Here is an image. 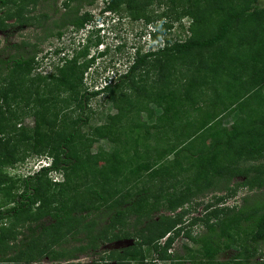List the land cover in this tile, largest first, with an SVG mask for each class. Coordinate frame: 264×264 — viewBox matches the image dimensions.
Masks as SVG:
<instances>
[{
    "label": "trees",
    "instance_id": "16d2710c",
    "mask_svg": "<svg viewBox=\"0 0 264 264\" xmlns=\"http://www.w3.org/2000/svg\"><path fill=\"white\" fill-rule=\"evenodd\" d=\"M96 1H63L52 35L60 39L63 28L78 32L91 23L81 8ZM102 1L153 25L157 42L171 20L153 22L170 13L176 22L190 19L189 35L166 37L155 50L138 48L126 71L91 91L84 87L95 61L83 59L88 47L71 58L63 53L48 74L36 70L35 46L22 43L0 57V191L11 180L4 169L32 154L51 159L50 167L22 180L13 206L0 210V223L10 221L0 226V264H40L44 256L63 264H264L257 260L264 245V6L258 0ZM155 1L168 6L160 16L148 10ZM36 2L0 0V29L11 18L18 26L35 24L22 13L23 4ZM101 94L116 112L82 132L89 101ZM27 117L33 127L25 125ZM100 140L109 150L92 154ZM237 176L243 180L231 186ZM239 187L251 193L239 206L218 197L190 221L203 232L184 231L188 203L209 191L227 190L230 197ZM46 216L48 225L41 222ZM180 235L198 249L182 245V254L172 252ZM129 239L132 245L101 255L102 246ZM231 248L235 253L221 258ZM79 255L95 260L80 262Z\"/></svg>",
    "mask_w": 264,
    "mask_h": 264
},
{
    "label": "rangeland",
    "instance_id": "374dc122",
    "mask_svg": "<svg viewBox=\"0 0 264 264\" xmlns=\"http://www.w3.org/2000/svg\"><path fill=\"white\" fill-rule=\"evenodd\" d=\"M65 0H38L34 3H25V10L22 13L25 19H29V22H34L35 24L30 26H18L16 24L15 18L9 19L7 23L9 27L7 29H0V57H6L8 54H13L16 51L15 46L21 45L22 43L27 44L26 49H31V46L37 48L36 61V70L42 74H48L54 72V66L58 62V59L67 54L69 58L73 55V50H83L84 47H88L87 55L83 57L84 60L89 58H94L95 61L88 69L87 73L84 76V87L88 88L89 91L96 90L109 84V80L113 75L118 76L122 72L127 70V66L132 61V57L136 50L140 48L142 51L146 52L149 49H157L158 46H162L164 43V38L168 37L172 40H183L186 36L189 35L187 29L190 25V19L188 17H182L181 21H175V14L170 13L169 17H164L162 20L157 18V22L161 25H164V22H169L171 20V25L168 29L160 35V41L154 40L153 34L151 31H155L156 28H153V25H145L143 21H133L128 17L127 13L123 10H120L118 13L112 12L109 15H104L101 12V9L104 6V2L97 0L91 7L81 8V12L89 11L93 17V21L89 23L84 29L73 31L71 26L65 27L62 29L63 35L60 39L55 37V32L57 31L52 26V21L59 20L60 16L64 13V8L62 2ZM72 4L71 6H73ZM148 10H155V15L160 16L161 12L168 8L158 4L157 1L152 2L148 5ZM258 6H264V0H258ZM167 7V8H166ZM178 12V11H177ZM2 12H0V15ZM44 15H48L49 18L44 20ZM34 18V19H33ZM36 24H40L36 26ZM160 25V26H161ZM51 34V35H50ZM90 40V42H89ZM99 41L98 45H94ZM58 55L54 53L56 49H62ZM104 54L101 56L100 54ZM130 60L128 62V59ZM114 82L112 81L111 84ZM210 103H206L205 108L207 112L211 111ZM89 109L86 110V113L89 115V122L82 127V132H87L89 128L95 125H101L106 121V117L109 114H114L116 112L117 105L106 100V95L101 94L95 98H92L89 101ZM25 125L28 127H33L34 120L32 117H27L24 120ZM209 145L215 142L213 136L207 139ZM110 145L107 140H100L97 143H94L91 152L92 154H97L100 149L109 150ZM51 160L49 157L36 156L35 154L29 155L26 159L16 163L14 167L6 168L3 170V173L6 174L10 182L5 183L2 186V192L0 191V210H6L13 206L12 199L16 197V194L20 192L22 188V180L33 175L36 169H38L41 162L44 160ZM100 167H104V164H99ZM248 165V163H247ZM259 165L264 168V157L259 161ZM57 175L51 174L53 180H61L62 176L59 173ZM243 180L242 176L235 177L230 185L235 186L236 182ZM10 190V191H9ZM3 194V195H2ZM229 192L226 191H209L204 195H200L196 198V201L188 203L185 207L187 209V214L183 217V228L185 230L192 231V234H199L203 232V225H193L191 226L192 218H200L204 214L205 204L211 203L216 204V198L223 197L225 198L224 205L232 207L239 206L241 204V199L244 195H251L248 192L246 187H239L236 189V192L230 193V197H227ZM36 209V208H35ZM34 209V210H35ZM41 222L48 225L51 222L48 216L44 217ZM10 221L4 220L0 223V226H9ZM19 232L27 233L26 228L18 229ZM21 237L18 236L17 239ZM12 242V241H9ZM13 243V242H12ZM131 239L129 240H119L113 243H108L100 248L101 255L106 254V250L119 249L132 245ZM182 245H188L193 249H198L191 242L180 235L173 244L172 252H177L179 254L183 253L181 249ZM75 246V244L70 243L69 248ZM1 250H4L3 248ZM236 248H231L221 256V258H228L235 253ZM261 256H258L259 259L264 260V245L260 246ZM208 253V251H206ZM98 255L97 257H100ZM154 257L153 253L147 255L146 261H150ZM9 258V257H7ZM40 264H63L57 261H51L47 256H44L40 259ZM95 260V257L89 255H79L78 261L80 262H90ZM1 264H12V263H1ZM35 264V263H33ZM132 264H137L133 262ZM158 264H165L159 262Z\"/></svg>",
    "mask_w": 264,
    "mask_h": 264
},
{
    "label": "clouds",
    "instance_id": "9594fccd",
    "mask_svg": "<svg viewBox=\"0 0 264 264\" xmlns=\"http://www.w3.org/2000/svg\"><path fill=\"white\" fill-rule=\"evenodd\" d=\"M102 1V0H101ZM100 13H102V14H104V15H109L110 13H112V11H110V10H108V9H106V6L104 5L103 6V8L101 9V12ZM88 25V24H87ZM86 25V26H87ZM84 29V28H83ZM82 30V29H81ZM113 77H115V75H113ZM113 77H111V78H113ZM41 166H40V168H48V167H50L51 166V160H44L43 162H41ZM51 174H54V175H57L55 172H50V175Z\"/></svg>",
    "mask_w": 264,
    "mask_h": 264
},
{
    "label": "built area",
    "instance_id": "2783aa9c",
    "mask_svg": "<svg viewBox=\"0 0 264 264\" xmlns=\"http://www.w3.org/2000/svg\"><path fill=\"white\" fill-rule=\"evenodd\" d=\"M41 165H42V164L39 165L38 169H36L35 172H37V170H39V168H40Z\"/></svg>",
    "mask_w": 264,
    "mask_h": 264
}]
</instances>
